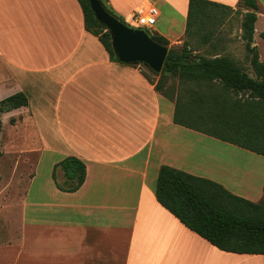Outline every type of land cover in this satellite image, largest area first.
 I'll return each instance as SVG.
<instances>
[{
	"label": "crops",
	"instance_id": "0c3cea01",
	"mask_svg": "<svg viewBox=\"0 0 264 264\" xmlns=\"http://www.w3.org/2000/svg\"><path fill=\"white\" fill-rule=\"evenodd\" d=\"M107 1L127 22L137 6L152 3L160 11L154 33L171 46L188 40L189 0ZM211 1L237 9L241 0ZM257 3L252 47L264 61V0ZM224 33L217 50L211 42H192L195 52L227 54L254 77L242 33V40L231 27ZM19 92L28 104L0 112V128L15 131L0 139V149L18 148L22 153L5 154L16 163L27 160L30 146L48 150L53 161L32 200L21 204L23 220L33 225L34 257L50 258L45 264H264V254L219 249L155 194L166 164L262 202L264 155L244 148L254 154L244 157L251 165L243 171V192L230 188L234 164L228 160V143L238 145L176 123L175 101L158 91L138 65L110 57L86 29L78 0H0V102ZM69 155L87 167L84 183L73 192L57 185L65 179L58 163ZM40 161L33 179L40 174ZM6 165L11 176L7 180L0 172V182L10 181V202L21 164Z\"/></svg>",
	"mask_w": 264,
	"mask_h": 264
},
{
	"label": "trees",
	"instance_id": "16d2710c",
	"mask_svg": "<svg viewBox=\"0 0 264 264\" xmlns=\"http://www.w3.org/2000/svg\"><path fill=\"white\" fill-rule=\"evenodd\" d=\"M78 1L86 29L99 38L112 59L131 64L115 54L111 33L97 20L90 2ZM102 2L112 14L125 21L107 0ZM239 7L248 9L242 38L252 54L250 67L255 72L254 77L244 64L227 54L209 56L211 49L195 52L193 43L199 46L211 42L213 50H217L225 33L214 24L223 22L228 12L234 10L211 0H189L188 40L181 48L169 47L160 74L149 69L158 76L157 82L144 74L158 91L175 101L176 123L264 155V61L259 59L256 46L252 47L258 3L257 0H241ZM146 30L161 44H170L165 36ZM168 75L180 80L176 93L174 87L168 85ZM27 104L28 97L19 92L0 102V112ZM58 166L65 176L63 181H57L58 187L70 192L78 190L86 179V163L69 155ZM155 194L182 223L219 249L264 254V202L252 201L215 180L166 164L159 170Z\"/></svg>",
	"mask_w": 264,
	"mask_h": 264
},
{
	"label": "rangeland",
	"instance_id": "374dc122",
	"mask_svg": "<svg viewBox=\"0 0 264 264\" xmlns=\"http://www.w3.org/2000/svg\"><path fill=\"white\" fill-rule=\"evenodd\" d=\"M247 11L245 7H238L237 9L231 10L228 12L225 20L223 22L217 21L214 25L222 28L223 31H228V27H231L235 33L236 40H242L238 38L243 29V21L245 19ZM220 23V24H219ZM224 27L226 30H224ZM154 34L153 29L149 30ZM169 47L171 45H168ZM181 48V46H178ZM144 73L148 74L155 82L158 80V76H154L149 68L144 64H137ZM170 87H174L175 93L178 90L180 85V80L177 76L172 77L168 75ZM7 127L9 124L5 120ZM12 133L15 135V131L12 129H6L5 127L0 128V139L2 140L4 135ZM28 153L24 155L27 160L20 161L19 163L8 159L6 153L16 155L21 152L18 148L12 146L2 147L0 149V172L5 174L8 178L11 176L12 170L10 166H19L17 175L15 176V181L13 184V197L10 202H7V199L11 196V183L9 182H0V264H45L43 261H49L50 258L42 257L41 259L34 257L35 255L33 250V225L30 224V221L23 220V210L22 202L24 199L29 198L32 200L34 194V188L37 187L40 180H43L46 177V173L50 170L53 161L50 159V153L48 150L39 152L38 149L34 147H26ZM22 153V152H21ZM25 153V152H24ZM254 152L246 150L244 148L234 146L228 143V160H233V170L228 172V186L233 190H241V182L244 179H247L245 175V168L247 165H251V162L248 163L245 161V156L253 155ZM39 157L40 161V174L37 179H33L30 176L31 173L37 172V162ZM20 160V159H19ZM6 163V164H4ZM249 168V167H248ZM0 175V179H2ZM237 185V189L236 186ZM7 202L5 204L3 202ZM264 202V201H262Z\"/></svg>",
	"mask_w": 264,
	"mask_h": 264
},
{
	"label": "water",
	"instance_id": "95a60500",
	"mask_svg": "<svg viewBox=\"0 0 264 264\" xmlns=\"http://www.w3.org/2000/svg\"><path fill=\"white\" fill-rule=\"evenodd\" d=\"M97 20L111 33L117 57L131 64H144L153 73L160 74L169 46L154 39L144 28L131 26L112 14L102 0H88Z\"/></svg>",
	"mask_w": 264,
	"mask_h": 264
},
{
	"label": "built area",
	"instance_id": "2783aa9c",
	"mask_svg": "<svg viewBox=\"0 0 264 264\" xmlns=\"http://www.w3.org/2000/svg\"><path fill=\"white\" fill-rule=\"evenodd\" d=\"M160 11L152 3L137 6L128 22L131 26L151 30L156 24Z\"/></svg>",
	"mask_w": 264,
	"mask_h": 264
}]
</instances>
